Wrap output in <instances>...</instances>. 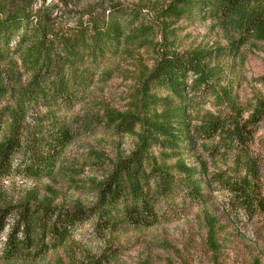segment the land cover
I'll list each match as a JSON object with an SVG mask.
<instances>
[{
  "label": "trees",
  "instance_id": "trees-1",
  "mask_svg": "<svg viewBox=\"0 0 264 264\" xmlns=\"http://www.w3.org/2000/svg\"><path fill=\"white\" fill-rule=\"evenodd\" d=\"M209 20L235 30L237 40L226 52H179L164 38L144 78L139 107L66 117L87 101L97 82L110 78L107 68L115 60L156 46L159 29L172 36L174 31H166L177 23ZM249 41L264 43V0H171L164 7L102 1L82 11L0 0V181L53 177L71 144L101 129L116 127L135 139L132 151L118 156L101 177L89 208L58 207L47 199L0 205V264L39 262L66 248L85 224L104 244L156 228L187 207L207 205V182L226 193L232 212L249 221L264 214L260 172L250 157L264 102L241 110L222 85L220 64L235 60ZM207 104L217 113L203 112ZM187 152L230 171L209 177L207 161L199 169L189 166Z\"/></svg>",
  "mask_w": 264,
  "mask_h": 264
},
{
  "label": "rangeland",
  "instance_id": "rangeland-1",
  "mask_svg": "<svg viewBox=\"0 0 264 264\" xmlns=\"http://www.w3.org/2000/svg\"><path fill=\"white\" fill-rule=\"evenodd\" d=\"M37 1L58 6L61 10L82 11L102 1L164 7L171 0ZM148 18L152 20V16ZM171 31H174L172 36H168L159 29L156 46L115 60L107 68L110 78L97 82L87 101L66 117L73 119L87 114L124 113L130 109L133 111L131 105L139 107L145 102L142 97L147 80L144 78L151 70L157 46L163 43L164 38L168 43H175L174 47L179 52L215 48L226 52L237 40L234 29L223 27L215 20L204 24L180 22L166 32ZM220 64L225 67L222 85L232 91L241 110L264 102V43L249 41L239 47L235 60L224 58ZM158 97L164 96L157 94ZM203 112L217 113V110L207 104ZM248 117L249 113H243L244 119ZM134 141L116 127L101 129L91 138L78 139L65 153L53 177L38 183L20 179L0 181V205L15 204L25 199H47L58 207L80 205L89 208L96 203V186L101 177L118 156H127L132 151ZM200 156L202 160L198 155L187 152L185 161L196 169H199L201 161H207L209 177L230 171L222 163H208L206 156ZM250 157L257 161L264 198V115L255 129ZM203 191L209 197L207 205L187 207L184 212L177 213L176 217L156 228L127 232L121 234L118 240L104 244L94 238L92 225L85 224L66 248L36 263L10 264H93L99 259H107L104 264H264V214L249 221L242 214L232 212L227 206L228 196L213 182L203 184ZM209 227L214 229L212 238L209 237Z\"/></svg>",
  "mask_w": 264,
  "mask_h": 264
}]
</instances>
